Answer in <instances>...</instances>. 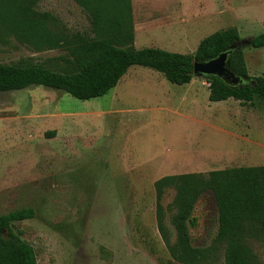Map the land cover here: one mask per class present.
Segmentation results:
<instances>
[{"label":"rangeland","instance_id":"374dc122","mask_svg":"<svg viewBox=\"0 0 264 264\" xmlns=\"http://www.w3.org/2000/svg\"><path fill=\"white\" fill-rule=\"evenodd\" d=\"M34 8L55 18V31L96 36L75 0H37ZM123 10L129 13V0ZM182 13L187 22L174 28L137 33L136 47L192 54L206 36L235 26L250 75L264 76V48L249 44L264 33V0H186ZM68 55L66 48L35 52L8 32L0 37V63L32 57L62 71ZM209 86L204 76L178 85L133 65L117 87L90 100L43 85L0 92V215L35 209L14 230L34 247L38 264H182L159 230L155 181L264 165V100L212 102ZM175 195L169 188L162 199L171 244L179 237ZM193 215L192 246L208 247L218 233L211 193ZM246 241L264 264V235Z\"/></svg>","mask_w":264,"mask_h":264},{"label":"trees","instance_id":"16d2710c","mask_svg":"<svg viewBox=\"0 0 264 264\" xmlns=\"http://www.w3.org/2000/svg\"><path fill=\"white\" fill-rule=\"evenodd\" d=\"M37 0H0V37L8 32L35 52L66 48L70 67L54 70L32 57L0 63V92L43 85L64 91L80 100L106 95L114 89L133 65L150 67L168 81L185 85L192 81L196 61H208L233 49L230 67L243 79L233 86L217 76H205L212 102L235 99L254 105L264 100V76L250 75L241 34L235 26L216 31L201 40L194 53L171 52L158 47L137 49L131 0L129 13L124 0H75L92 17L95 37L68 35L51 28L55 18L39 12ZM250 46L264 48V33L253 36ZM71 55V59H70ZM56 131L52 134L55 135ZM157 220L160 233L172 257L182 264H216L222 253L225 264H259L246 239L264 235V165L241 166L204 173L166 175L155 181ZM176 191L178 214L174 223L178 241L170 243L164 223L162 199L167 189ZM211 193L218 209V233L208 247L192 246L187 224H194L197 201ZM34 208H23L0 215V264H38L34 247L15 232L16 222L34 218ZM213 257V258H210ZM217 258V259H216Z\"/></svg>","mask_w":264,"mask_h":264},{"label":"crops","instance_id":"0c3cea01","mask_svg":"<svg viewBox=\"0 0 264 264\" xmlns=\"http://www.w3.org/2000/svg\"><path fill=\"white\" fill-rule=\"evenodd\" d=\"M185 2L186 0H131L135 36L134 46L136 47L137 33L141 34V36L149 35L150 29L159 28L167 30L174 28L173 26H169V24H176L181 21L187 22L186 13L180 14L179 17L177 15L182 4L184 5Z\"/></svg>","mask_w":264,"mask_h":264},{"label":"water","instance_id":"95a60500","mask_svg":"<svg viewBox=\"0 0 264 264\" xmlns=\"http://www.w3.org/2000/svg\"><path fill=\"white\" fill-rule=\"evenodd\" d=\"M233 49H230L229 51L224 52L218 57L208 61H196L194 64V74L196 76L204 77L217 76L230 85H242L243 79L236 75L230 67L229 57L232 54Z\"/></svg>","mask_w":264,"mask_h":264}]
</instances>
